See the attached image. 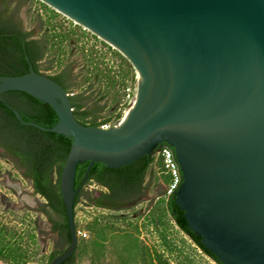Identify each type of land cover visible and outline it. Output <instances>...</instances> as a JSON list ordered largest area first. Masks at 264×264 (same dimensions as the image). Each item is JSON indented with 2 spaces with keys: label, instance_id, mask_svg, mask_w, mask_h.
Returning a JSON list of instances; mask_svg holds the SVG:
<instances>
[{
  "label": "water",
  "instance_id": "95a60500",
  "mask_svg": "<svg viewBox=\"0 0 264 264\" xmlns=\"http://www.w3.org/2000/svg\"><path fill=\"white\" fill-rule=\"evenodd\" d=\"M39 1L116 46L141 78L123 126L102 130L79 123L66 89L27 55V73L0 77V96L25 92L58 120L25 123L8 105L19 121L71 138L59 178L70 241L48 264L77 249V165L88 162L83 184L94 163L120 168L160 149L175 178L163 196L175 193L201 244L222 264H264V0Z\"/></svg>",
  "mask_w": 264,
  "mask_h": 264
},
{
  "label": "trees",
  "instance_id": "16d2710c",
  "mask_svg": "<svg viewBox=\"0 0 264 264\" xmlns=\"http://www.w3.org/2000/svg\"><path fill=\"white\" fill-rule=\"evenodd\" d=\"M5 1L0 0V5L4 6ZM38 3L49 14V20L42 22V34L38 39L28 40L29 34L20 29L12 16L5 22L0 18V77L27 73L26 55L35 72L40 73L38 62L43 60L47 52L50 54L49 62L61 66L65 56L70 55L75 49L82 55L84 61L77 88L81 89L82 94L87 93L88 99L93 103L91 110L80 102L81 96L72 98L71 105L75 118L82 125L97 127V116L102 110L108 108V117L103 119L104 121L119 118L120 113L116 110L122 103L123 90L127 86L136 84V72L132 65L118 51L112 50L110 46L101 42L103 47L112 53V58L119 61L117 69L113 68L110 65H113L112 61L110 63L105 61V53L97 52L94 48L88 51L84 45L80 44L81 37H84L86 33L81 32L79 26L70 25L65 28L61 24L54 23L53 19L58 14L42 2ZM1 13L2 10L0 15ZM93 38L97 39L96 36ZM62 74L63 70L54 75L45 74V76L59 84L58 78ZM0 97L2 99L0 101V145L14 147L21 154L22 159L29 163L34 174L35 189L45 199L43 212L49 217L51 214L58 217L57 220L50 218L52 230L57 232L59 239L58 250L52 251L45 257L44 264H48L65 250L70 241L65 209L59 192V178L69 152L71 138L24 126L15 119L8 108L10 105L19 112L25 113L34 123L52 128L58 120L48 104L20 91L6 92ZM87 164L88 162H81L77 165L75 189L79 188L83 181ZM153 169H156L159 182L168 183L169 177L163 173L161 162H155L152 155L144 156L120 168H108L102 163H94L86 182L93 179L99 183L98 181L107 179L113 192L119 184L142 181L149 172L155 175ZM53 174L56 175L54 180L51 179ZM84 197L87 198V193L80 187L73 204L75 231L79 230L76 207ZM138 217L140 216L119 213L95 216L83 226V229L89 233V237L87 239L79 237L76 252L61 264L83 262L88 264H171L169 258H172L174 264H195L169 238L168 219L204 256L212 259L216 264H222L201 244L200 238L187 227L184 212L175 203L174 194L168 198L162 194L145 215L146 219L142 224L144 228L154 229L160 252L151 255L138 240L137 234L140 228L135 221ZM25 219H28L26 227L21 230L8 223L0 222V258L12 264H39L43 259L38 245L37 220L24 215L21 223H26ZM119 225H125L127 230H121ZM109 255L112 256L111 263L107 261Z\"/></svg>",
  "mask_w": 264,
  "mask_h": 264
},
{
  "label": "rangeland",
  "instance_id": "374dc122",
  "mask_svg": "<svg viewBox=\"0 0 264 264\" xmlns=\"http://www.w3.org/2000/svg\"><path fill=\"white\" fill-rule=\"evenodd\" d=\"M39 0H6L5 4L10 10V14L14 19V22L25 32L29 34L32 39L40 38L42 34V22L49 20V14L44 11L42 7H40ZM1 6V5H0ZM1 9V7H0ZM56 12V11H55ZM58 15L53 19L54 23L61 24L63 27L67 28L71 26H79L74 21H71L64 15L56 12ZM8 14V12L6 13ZM80 27L81 32H85L86 35L81 37L80 44L85 46L86 50H90L93 46L103 47V41H100L98 37L94 39L91 32ZM106 44V43H105ZM108 58L109 63L112 61L113 65L110 64L113 68L117 69L119 61L116 58L106 57ZM50 54L47 52V55L44 56L43 60L38 62V66L40 69L47 71V69H51L50 73L44 75H54L57 72H66L69 75V81L67 82V91L75 93L76 96H81L80 102L85 105L89 104V109L92 110L93 103L90 99H88L87 93H81V89L77 88V84L80 81L79 73L84 65V61L82 55L73 49L70 55H66L64 58V63L61 66H58L55 63H50ZM67 59V60H66ZM106 61V59H105ZM106 61V62H108ZM52 65V66H51ZM123 101V100H122ZM121 108L120 105L118 109ZM118 109L116 112H118ZM108 109L102 110L100 114L97 116V120L105 119L108 117ZM155 175H152L149 172L145 180L149 181L152 186V194L148 201H142L137 206L132 208H124L122 210H102L92 206V199L94 197V193L92 192L94 189H100V187L93 185V183H89L87 187H85L84 192L87 193V198H83V200L76 207V221L79 225V230L85 232L87 234V238L89 237V233L83 229V226L93 219L95 216L110 214V213H119L127 216H140L135 221H137V225L140 228L139 233L137 234L138 240L141 242L143 246L150 252L151 255H154L155 252H160V248L158 247V238L155 234L154 229L144 228L142 224L145 221V215L147 214V209L150 205L157 201L158 198L162 196L164 193V186L159 182L156 169H153ZM10 172L11 181L7 180V174ZM17 182L19 184V188L17 190V194L13 193L10 187H16ZM43 200L41 197H37L33 194L31 186L29 182L24 181L19 174H17L12 166L7 163L5 157L0 155V222L8 223L12 226H15L18 230L26 227L28 219H25L26 223H21L24 215L26 217L33 218L37 220L38 226V245L41 249L42 261L39 264H44L45 257L49 255L52 251L58 250L57 242H58V234L54 232L51 227V219L57 220L58 217L51 214L49 217L46 213L42 211ZM145 214V215H144ZM51 218V219H50ZM168 225V234L169 238L175 242L185 254H187L195 264H210L195 248H193L167 221ZM121 230H127L125 225H119ZM86 238V239H87ZM170 259V263H173L172 258ZM107 261L109 263L112 262V256L109 255L107 257ZM108 263V262H107ZM0 264H12L0 258ZM75 264H88L87 262L83 263H75Z\"/></svg>",
  "mask_w": 264,
  "mask_h": 264
},
{
  "label": "flooded vegetation",
  "instance_id": "af4514ba",
  "mask_svg": "<svg viewBox=\"0 0 264 264\" xmlns=\"http://www.w3.org/2000/svg\"><path fill=\"white\" fill-rule=\"evenodd\" d=\"M0 7H1L0 11L2 10V13L0 15L1 21L5 22V21L10 20L11 14H10V10L8 9V7L6 5L0 6ZM7 12H8V14H6ZM22 31H24V30H22ZM29 39H32V38L29 37L28 40ZM58 81H59V85H61L63 88H65L67 86V82L69 81V75L66 72H63L62 76L60 78H58ZM65 89L67 91V88H65ZM71 100H73V99L71 98ZM12 108H14V107H12ZM14 109L21 116L22 122L31 123L33 125H38V124L34 123L32 120H30V118L25 113L19 112L16 108H14ZM12 114H13V112H12ZM15 119L20 124H22L24 126L33 127L37 130H40V129L34 127L33 125L23 124L16 117H15ZM39 126H41V125H39ZM41 127H43V126H41ZM44 128H46V127H44ZM40 131H42V130H40ZM42 132H45V131H42ZM0 155L6 158L7 163L12 166L13 170L17 174H19V176L24 181L26 180V182H29L33 194L36 195L37 197L39 196L42 198V200L44 201L43 206H42V211H43L45 208V199L42 196H40L39 193H37V191L35 189L34 174L32 172V168L29 165V163H26L22 159L21 154L14 147L0 145ZM51 179L52 180L56 179V175L53 174ZM7 180L11 181L10 172H8V174H7ZM181 181H182V178H181ZM98 182L99 183H97L93 179H90L88 182L85 181L83 184L81 183L80 187L84 190L85 187H87L89 183H93V185L100 187V189H97V190L94 189L92 191L94 193V197L92 199V206L95 208H98V209L106 210V211L116 210V209L122 210L124 208L129 209V208H132L134 206H137L142 201H148L149 198L151 197V194L153 191L151 183L149 181H146L145 178L142 181L137 180V181L130 183V184H125V183L119 184L118 187H115L113 192H111V188L109 186L107 179H105V180L102 179ZM10 189L13 193L17 194V190L20 189L18 182H17L16 187L11 186ZM151 208H152V205H150V207H148L147 213L151 210Z\"/></svg>",
  "mask_w": 264,
  "mask_h": 264
},
{
  "label": "built area",
  "instance_id": "2783aa9c",
  "mask_svg": "<svg viewBox=\"0 0 264 264\" xmlns=\"http://www.w3.org/2000/svg\"><path fill=\"white\" fill-rule=\"evenodd\" d=\"M100 41H102V40L100 39ZM93 48L97 52L105 53L106 57H110V56L112 57V53L109 52L106 47H101V46L97 47V46L94 45ZM111 49L115 50L113 47H111ZM105 59H106V61H108V58H105ZM50 70L51 69H47V71H45V70H42V69L39 68V72L41 74H44V73L48 74V73H50ZM138 88H139V80H138V76L136 74V84L134 86H127L123 90V99H122L123 101L120 104L121 108L118 109V112L120 113L119 118H117V119L112 118L109 121H104L103 119L102 120L99 119L97 121V124H98L97 127L102 129V130H110V129L116 128L117 123L123 118V116L125 114V111L131 106L132 102L136 99V93H137ZM67 95L70 98H74L75 97V93H73V92L67 91ZM152 156L154 157L155 162L156 161H160L161 162V165H162V168H163V173L169 177V181L166 184L162 183L160 181V183L164 186V192H165L172 185L175 184V178H174L172 166H171L169 160L166 157V150H164V149L155 150V152L152 154ZM76 234H77L78 238L79 237L87 238V234L85 232L80 231V230L76 231Z\"/></svg>",
  "mask_w": 264,
  "mask_h": 264
},
{
  "label": "bare ground",
  "instance_id": "6f19581e",
  "mask_svg": "<svg viewBox=\"0 0 264 264\" xmlns=\"http://www.w3.org/2000/svg\"><path fill=\"white\" fill-rule=\"evenodd\" d=\"M60 13H61V12H60ZM62 14H63V13H62ZM66 17H67V16H66ZM68 18H69V17H68ZM69 19H71V18H69ZM71 20L74 21L75 23H77L78 25H81L79 22L75 21L74 19H71ZM81 26H82L83 28L89 30L88 28L84 27L83 25H81ZM99 38H101L102 40L106 41V40L103 39L102 37H99ZM106 42H108V41H106ZM108 44H111V43L108 42ZM112 46H113V48L117 49V47L114 46L113 44H112ZM138 80H139V84H140V83H141V78L138 77ZM135 101H136V99L132 102L131 106L125 111V114H124L123 118L117 123L116 128H120V127L123 126L124 122L126 121V119L128 118L130 112L132 111V109H133V107H134Z\"/></svg>",
  "mask_w": 264,
  "mask_h": 264
},
{
  "label": "crops",
  "instance_id": "0c3cea01",
  "mask_svg": "<svg viewBox=\"0 0 264 264\" xmlns=\"http://www.w3.org/2000/svg\"><path fill=\"white\" fill-rule=\"evenodd\" d=\"M87 106V109H89L88 107H89V105H86ZM81 110H83V109H81Z\"/></svg>",
  "mask_w": 264,
  "mask_h": 264
}]
</instances>
